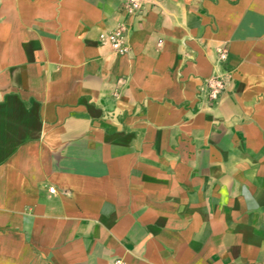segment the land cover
<instances>
[{"label":"crops","instance_id":"crops-1","mask_svg":"<svg viewBox=\"0 0 264 264\" xmlns=\"http://www.w3.org/2000/svg\"><path fill=\"white\" fill-rule=\"evenodd\" d=\"M0 264H264V0H0Z\"/></svg>","mask_w":264,"mask_h":264},{"label":"built area","instance_id":"built-area-1","mask_svg":"<svg viewBox=\"0 0 264 264\" xmlns=\"http://www.w3.org/2000/svg\"><path fill=\"white\" fill-rule=\"evenodd\" d=\"M144 5V0H124V9L130 14L139 13ZM101 42L107 44L114 52L126 54L129 46L126 41L125 29L121 26L115 27L105 33L100 34ZM217 60L224 63L227 60V52L223 48H217ZM231 76L229 71L223 75L204 79L199 86V92L203 93L208 102H215L229 85ZM51 192L53 189H49ZM118 262V261H116Z\"/></svg>","mask_w":264,"mask_h":264}]
</instances>
